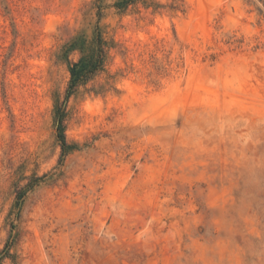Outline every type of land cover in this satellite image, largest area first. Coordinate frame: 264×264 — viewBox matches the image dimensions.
I'll return each instance as SVG.
<instances>
[{
	"label": "rangeland",
	"instance_id": "374dc122",
	"mask_svg": "<svg viewBox=\"0 0 264 264\" xmlns=\"http://www.w3.org/2000/svg\"><path fill=\"white\" fill-rule=\"evenodd\" d=\"M0 264H264V0H0Z\"/></svg>",
	"mask_w": 264,
	"mask_h": 264
},
{
	"label": "trees",
	"instance_id": "16d2710c",
	"mask_svg": "<svg viewBox=\"0 0 264 264\" xmlns=\"http://www.w3.org/2000/svg\"><path fill=\"white\" fill-rule=\"evenodd\" d=\"M130 0H128L129 2ZM95 41L97 43L98 48L101 47L99 50H94V53L90 56H85L83 59H81L78 63H76L72 71V80L69 86V90L67 93V97L70 96L72 90L81 82L83 81L88 75L93 73L95 70H97L103 63L104 59V50H103V40L101 38L100 32H97V35L95 37ZM60 123H61V115L58 119V128L60 129ZM62 140L63 148H66V140L63 136V134H59Z\"/></svg>",
	"mask_w": 264,
	"mask_h": 264
}]
</instances>
